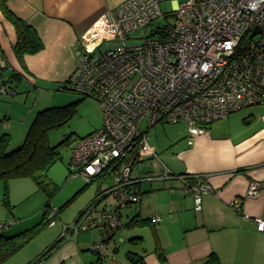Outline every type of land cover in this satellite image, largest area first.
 Listing matches in <instances>:
<instances>
[{
    "label": "built area",
    "instance_id": "2783aa9c",
    "mask_svg": "<svg viewBox=\"0 0 264 264\" xmlns=\"http://www.w3.org/2000/svg\"><path fill=\"white\" fill-rule=\"evenodd\" d=\"M167 1L176 6L164 14L160 5ZM147 28L143 42H132V34ZM82 40L94 51L105 42L119 44L95 54L80 45L75 73L64 86L99 102L104 120L101 129L71 144L70 176L86 183L107 176L111 185L61 236L70 232L76 239L99 229L109 239L123 226V210L141 201L142 182L178 180L200 209L201 196L211 193L208 185H192L191 176L174 174L162 162L157 174L141 173L146 155L160 159L148 135L159 124L185 123L191 145L213 122L264 106V0H125L106 11ZM9 91L0 85V94ZM262 190L253 181L244 199L231 207L240 210L244 200L258 198ZM253 221L264 231L263 220ZM47 224L54 226V219ZM8 228L0 223V232ZM105 249L104 244L90 248L101 259L93 264H103ZM109 264L119 263L112 258Z\"/></svg>",
    "mask_w": 264,
    "mask_h": 264
},
{
    "label": "crops",
    "instance_id": "0c3cea01",
    "mask_svg": "<svg viewBox=\"0 0 264 264\" xmlns=\"http://www.w3.org/2000/svg\"><path fill=\"white\" fill-rule=\"evenodd\" d=\"M124 1L10 0L11 11L37 31L43 50L25 56L22 67L14 53L15 27L0 11V70L13 72L12 77L26 78L35 86L62 85L75 73L83 35L106 11ZM188 138L186 131L164 140L155 137L149 145L171 172L191 176L190 184L204 183L211 193L201 196L198 209L194 195L178 180L140 183L141 201L126 208L136 209L134 216L127 214V222L135 217L147 220L154 235L153 243L139 255L145 264H203L211 253L223 264H264V231H259L253 221H264V106L240 110L213 122L208 133L195 136L191 145ZM154 161L150 154L144 158V163L151 165L145 175L152 173ZM253 181L261 184V195L244 200L240 210L231 207L232 201L244 199ZM144 183L159 184L155 193L142 197L150 192L149 186L142 188ZM245 215L250 219L245 220ZM140 233L148 232L135 231L131 239L141 242ZM92 243L83 235L72 239L68 232L59 248L40 264H93L97 255L90 250ZM25 248L3 264H28L47 249L33 256V251L25 253Z\"/></svg>",
    "mask_w": 264,
    "mask_h": 264
},
{
    "label": "rangeland",
    "instance_id": "374dc122",
    "mask_svg": "<svg viewBox=\"0 0 264 264\" xmlns=\"http://www.w3.org/2000/svg\"><path fill=\"white\" fill-rule=\"evenodd\" d=\"M181 1L179 0V2ZM175 6L176 3L170 1L162 2L160 5L164 14L172 13ZM172 20V17L168 19L160 18L159 22L166 24ZM149 31L150 28L135 32L132 34V38L136 40L134 39L135 41L132 42H143L141 38L146 37ZM80 41L83 50L90 54H95L100 50H106L119 44V41L105 42L99 49L94 51L85 41L82 39ZM0 72L2 74L3 70L1 69ZM12 75L13 72H3L0 76V85L4 84L10 90L7 94H0V137L4 134L10 136V151L18 148L24 141L28 127L37 112L55 109V117L66 119L67 111L69 109L74 110L70 118L64 120V122L61 121L63 123L61 126L48 132L49 145L57 146L66 139L68 145L61 149V160L55 163L47 172V177L44 179L45 188L39 187L29 178L13 179L9 181L7 186L0 182V223H6L9 226L4 236L8 237L42 223L45 224L51 217L54 219V226L49 227L48 224L43 226L36 237L27 244L29 246L24 247L25 253L32 250L34 256L54 244L61 236L63 229L76 222L82 212L91 205L98 190L104 191L111 185L109 178H100L91 185L86 186V182L81 177L70 176L69 170L71 144L103 127V110L99 102L84 98L72 91L63 90L62 85L39 83L35 86L26 78L17 79L15 78L17 76L12 77ZM141 127H144V124H141ZM187 128L185 123L159 124L149 132V140L155 137L163 140L166 136L178 137L188 131ZM155 160L152 163V165L154 164L152 174L160 172L162 169L161 162H165L163 159ZM150 169L151 165L143 163L141 173H148ZM157 184L159 183L142 184V188L150 187L148 190L150 192L142 197L155 193L154 189ZM80 190L83 191L76 196L75 194ZM142 192L145 191L142 190ZM107 199L98 205V210L107 201L111 200V198ZM8 201L9 206L7 205ZM124 210L121 218L123 225L128 223L127 214L132 213L130 216H134L136 212L135 207L129 208V211L126 209L125 213ZM150 229L152 227L150 228L148 225L140 228L122 226L115 232L112 239L106 243L103 241L104 236L99 229L83 232L79 235H83L94 242L91 247L94 244H104L106 248L104 264H109L112 258L119 264H131L128 258L129 253H144V249L153 243L154 233ZM135 231H147L148 233L147 235L140 233L142 234V241L134 242L131 241V236Z\"/></svg>",
    "mask_w": 264,
    "mask_h": 264
},
{
    "label": "trees",
    "instance_id": "16d2710c",
    "mask_svg": "<svg viewBox=\"0 0 264 264\" xmlns=\"http://www.w3.org/2000/svg\"><path fill=\"white\" fill-rule=\"evenodd\" d=\"M10 0H0V11L3 16L10 21L16 30L17 41L14 46L15 56L23 67L24 57L27 55H35L43 50V43L39 37L37 31L26 21L17 17L9 8ZM68 81V80H67ZM67 81L62 84L61 87L64 90V86ZM55 109L45 110L37 112L35 120L32 122L25 140L18 148L9 150L10 136L4 134L0 137V182H3L6 186L9 181L13 179L29 178L33 180L39 187L45 188L44 179L47 177L49 169L58 161L61 160V149L68 145V140H64L57 146H51L48 143V132L61 126L66 119L73 115L74 110H68L66 115L67 118L55 117ZM102 178H108L104 176ZM94 179L86 186L91 185ZM83 190H80L75 195L77 196ZM103 191L98 190L96 196L91 204L98 203L100 201L99 196ZM71 201V200H70ZM9 206V201L8 204ZM45 224L26 229L17 234L11 236H4V233L9 229L0 232V264H3L17 253H19L28 243H30L41 230ZM149 222L147 220H138L136 217L133 218L127 227H144ZM114 236V235H113ZM111 236L107 240H103L105 243L112 239ZM140 239H131V241L137 242ZM64 238H60L46 249V251L28 264H40L46 258H48L59 246L63 243ZM95 255H97L95 253ZM129 261L131 264H145L144 259L141 255L135 253L128 254ZM101 259L97 255L98 263ZM203 264H223L219 259L218 255L211 253L204 261Z\"/></svg>",
    "mask_w": 264,
    "mask_h": 264
},
{
    "label": "water",
    "instance_id": "95a60500",
    "mask_svg": "<svg viewBox=\"0 0 264 264\" xmlns=\"http://www.w3.org/2000/svg\"><path fill=\"white\" fill-rule=\"evenodd\" d=\"M257 33V30L254 32V34H256Z\"/></svg>",
    "mask_w": 264,
    "mask_h": 264
}]
</instances>
